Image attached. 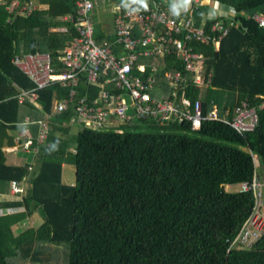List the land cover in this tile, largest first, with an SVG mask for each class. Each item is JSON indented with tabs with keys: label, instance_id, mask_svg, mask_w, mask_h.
I'll list each match as a JSON object with an SVG mask.
<instances>
[{
	"label": "trees",
	"instance_id": "16d2710c",
	"mask_svg": "<svg viewBox=\"0 0 264 264\" xmlns=\"http://www.w3.org/2000/svg\"><path fill=\"white\" fill-rule=\"evenodd\" d=\"M10 1L0 0V193H8L10 180L27 185L22 182L15 198H0V264H44L51 247L62 264H264V225L259 230L247 219L256 202L252 189H226L252 178L253 156L264 173V24L251 17L264 16V0H212L233 10L235 24L218 46L191 41L206 62L208 82L197 87L185 72L183 94L199 100L202 116L216 106L218 117H201L193 128L186 118L133 116L116 127L81 126L76 133L69 124L71 106L51 109L59 83L37 88L36 103L18 101L33 82L11 62L15 54L39 51L58 67L74 26L62 15H76L75 0H31L39 6L27 14L19 10L23 0L8 9ZM188 8L193 24L204 20L212 34L208 3L191 0ZM147 59L159 68L155 86L172 98L163 67L183 74L180 59L173 52ZM86 89L82 77L78 96ZM68 90L59 88L58 96ZM242 100L253 107L256 121L237 131L226 119ZM43 118L48 129L41 142ZM15 137L30 141L20 150L30 159L22 164L6 162L4 147ZM64 162L74 165L71 184L62 181ZM19 212L37 213L41 222L14 231L10 225ZM259 213L264 217V210Z\"/></svg>",
	"mask_w": 264,
	"mask_h": 264
},
{
	"label": "built area",
	"instance_id": "2783aa9c",
	"mask_svg": "<svg viewBox=\"0 0 264 264\" xmlns=\"http://www.w3.org/2000/svg\"><path fill=\"white\" fill-rule=\"evenodd\" d=\"M76 15H62L63 19L73 20L71 29L72 36L57 57L60 64L58 67L52 63V58L47 52H27L13 55L11 62L24 72L33 82V87L23 89L18 95V101L26 97L36 103L37 88L55 81L68 87V94L52 101L51 109L56 112L68 109L74 110L73 119L81 126L93 129L105 126H115L117 121H129L133 116L136 118L160 117L180 121L189 119L191 127L199 125L201 117H218L217 107L212 106L203 116L199 111V100L192 102L184 96L185 72L190 73L191 82L195 86H202L208 82L203 75V67L206 65L202 53L195 51L191 41L200 40L207 42L214 40L219 44V37L233 21V10H225L220 14L226 18V24L219 18L220 5L212 0H206L209 7L217 12L212 20L208 33L201 26V20L197 26L192 17V10L186 9L187 13L174 16L168 12L159 2L147 4V9L126 1L124 4L113 6V38L108 44L97 45L93 38L89 11L90 0H75ZM201 0H194L195 5H200ZM19 4L17 0H11L8 9ZM127 5V8L125 7ZM31 0H23L19 4L22 14L29 13L34 9ZM139 8V11L133 9ZM258 25L264 24V16L260 13L251 15ZM237 22V21H236ZM66 30L65 26L58 27ZM217 32V33H216ZM113 47L121 49L122 54H116ZM173 52L180 59L184 73L177 69H165L163 75L167 79L166 84L170 89V95L152 96L156 72L158 67L152 65L146 72L147 65L139 62V56L150 57L152 55L163 56ZM138 73H145L140 76ZM83 81L92 89L97 87L95 95L91 96L87 89L84 94L78 96L77 85ZM115 90H118V92ZM127 95V96H126ZM133 108L134 113L129 109ZM230 126L237 131L253 128L256 114L253 107L246 105L244 100L237 105L229 119ZM40 131L38 140L44 141L48 122L46 118L40 119ZM30 141L19 143L15 137L10 146L11 151L28 149ZM36 150V149H33ZM254 157L255 170L250 180L238 182L241 190L252 189L256 202L254 203L249 218V223L257 229L263 228L264 217L259 212L264 210V178L258 170L259 162ZM257 160V161H256ZM30 170L31 167L29 166ZM23 190L22 182L10 180L8 182V194L15 195ZM2 194H0V198ZM244 232L243 238H245Z\"/></svg>",
	"mask_w": 264,
	"mask_h": 264
},
{
	"label": "crops",
	"instance_id": "0c3cea01",
	"mask_svg": "<svg viewBox=\"0 0 264 264\" xmlns=\"http://www.w3.org/2000/svg\"><path fill=\"white\" fill-rule=\"evenodd\" d=\"M126 1L129 2V0H125V2ZM90 2H91V9L89 11V17H90L91 27L93 29V38L95 40V43L97 45L108 44L113 38V26H112V24H113V6L115 4H122L121 0H90ZM153 2L154 3L155 2L156 3L157 2L161 3V5L168 12H170L172 14L170 9H171V5L174 2V0H147V4L148 5H151V3H153ZM34 5H36V7H34V8H37L39 6V5H37V3H34ZM185 11H186V9H181L179 16L183 15L185 13ZM201 26L204 29V24H201ZM52 28H55V27H52ZM216 46H218V45H216ZM113 51L116 54H122L121 49H118L117 47H113ZM147 58H148L147 56H143V55L139 56V58H138L139 62H144L147 65V70H146L145 73H147V71H149L151 66L153 65L151 62L148 61ZM165 69H167L166 65H164V67H163V70H165ZM145 73H143V74L142 73H138V74H140V76L143 77ZM79 85L80 84L77 85V89H78ZM86 86H87V89L90 91L91 96L95 95L96 91L92 95V93H93L92 90L94 88L93 89L91 87L89 88V86L87 84H86ZM58 87L59 88H63V89L66 88V86H63V85H60V84H58ZM199 87H201V86H199ZM59 88L55 89V99L59 98V96H58ZM161 89H162V86H160V88H158L154 84V88L150 92H151L152 95L158 97L155 93H157L159 91V97H160V96L163 95V92H161ZM53 101H54V99H53ZM119 122H121V121L118 120L116 123H119ZM69 124H71V125L72 124H76V125L81 127V125L78 124L75 119H71L69 121ZM10 146L4 147V150L6 152L5 156H6V162L7 163L22 164L23 162H26V161L30 160V159H28V155H26V153L22 154L23 152L11 151L10 150ZM66 163H69V162H64L62 164V173H61L62 174V181H64V182H66L65 179H67L69 177V176H67L65 178V174L68 173V172L67 171L65 173L63 172L64 166L66 165ZM22 182L24 183V181H22ZM69 182H70V184L72 183V181H69ZM0 194H2V193H0ZM5 196H7L8 198L12 197L11 194H8V193L7 194H2L3 198ZM12 198H15V197H12ZM31 215H33V214H31Z\"/></svg>",
	"mask_w": 264,
	"mask_h": 264
},
{
	"label": "rangeland",
	"instance_id": "374dc122",
	"mask_svg": "<svg viewBox=\"0 0 264 264\" xmlns=\"http://www.w3.org/2000/svg\"><path fill=\"white\" fill-rule=\"evenodd\" d=\"M201 2H206V0H201ZM210 8V7H209ZM220 11H219V16L222 12H224L226 9H223L221 6H220ZM209 14L210 16H212V19L214 17H216L217 15V12L214 11L212 8L209 9ZM127 96V95H126ZM80 128V126L76 125V124H72L71 125V130L73 133H76L78 131V129ZM138 129H143L144 127L143 126H138L136 127ZM19 152H22L20 150H18ZM22 154H25V153H22ZM27 155V153H26ZM257 159V158H256ZM257 161V160H256ZM68 172L65 174V178L67 176H69L67 179H65L66 182H69V181H74V165L72 163H66V165L64 166V169H63V172ZM262 177L264 178V173H261ZM25 186L27 185V183H23ZM226 189L229 190V191H235L238 188V183H234V184H228L226 185ZM262 190L264 191V186H262ZM7 197V196H5ZM263 199H264V196H263ZM23 210L22 208H19L15 211H21ZM7 212H11V211H7ZM5 213V212H4ZM6 214V213H5ZM33 215H28L26 216L25 213H23V215L21 216V213L19 212L17 217L15 219V224H11V228L14 230V231H18L19 229H22L23 227L27 226V225H38L40 222H41V217L38 216V214L36 213H32ZM26 216V217H25ZM25 217V218H24ZM24 218V219H23ZM54 248L51 247V254H48L49 257H48V260L44 263V264H62V261H63V258L61 255L58 254V251L54 250L52 251Z\"/></svg>",
	"mask_w": 264,
	"mask_h": 264
},
{
	"label": "clouds",
	"instance_id": "9594fccd",
	"mask_svg": "<svg viewBox=\"0 0 264 264\" xmlns=\"http://www.w3.org/2000/svg\"><path fill=\"white\" fill-rule=\"evenodd\" d=\"M131 4L139 5L140 8L147 9V0H129ZM191 0H174L171 5V12L174 16H179L181 9H187ZM121 3L124 4L125 0H121ZM127 8V5H125ZM133 11H139V8L133 9Z\"/></svg>",
	"mask_w": 264,
	"mask_h": 264
}]
</instances>
